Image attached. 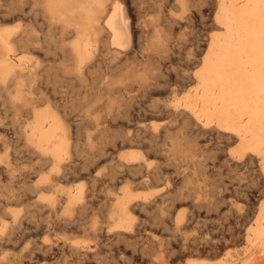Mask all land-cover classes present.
Returning <instances> with one entry per match:
<instances>
[{"label": "rangeland", "instance_id": "374dc122", "mask_svg": "<svg viewBox=\"0 0 264 264\" xmlns=\"http://www.w3.org/2000/svg\"><path fill=\"white\" fill-rule=\"evenodd\" d=\"M138 1H139V3H138ZM140 1L141 0H134V6L137 5L139 7V9H137L138 8L137 6L135 7L137 17H138L137 22H136V27L138 29L137 30L138 31L137 38L139 39V40L136 39V42L138 44V41L139 42L142 41L143 45H145V44L149 45V42L151 40L154 41L155 39L160 38L161 42H163V45L166 46L164 52H161L159 54V56H162V57H158V56L155 57L154 55H151L152 51L150 49H148L149 47L144 46L143 48H141L140 46H137V44L135 43V49L137 52L139 49V53L135 52L136 53L135 55L132 54V56L130 55L128 57V59L127 58L123 59L121 61V63H118V65L117 64L115 65L111 56L108 53L104 52V47H102V45H101L102 43H101L100 44L101 48L98 49V51H99V53H97L98 55L96 54V51L93 52L95 55L93 57L91 64L84 63V65H82L81 71L79 74V78L77 79V81L68 82V81L61 80L55 86H53L51 83L47 82V84L44 88V91L49 96H53L54 92H58V93H61L62 96H66L68 98V100H66V101L64 100V103H58L59 104L58 109L60 108L59 115L61 116L63 121L65 120L64 124L65 125L69 124V126L71 127V128H69V130L71 129L69 132L70 133V147H71L70 148V154L73 156V158L75 156V158L73 160L72 156L68 157L67 155L64 154V152L62 150L55 149L57 154H59L58 158L60 159V164L62 165V167L59 169L60 171L62 170L61 172L58 170V164L57 163H50L48 160H43L44 158L49 157V155H47L44 152L45 151L44 147L39 148L38 151L40 154H34L31 151H25L26 150L25 148L22 149L23 148L22 147L23 142L21 140L15 139V142H14V139H12L14 137V134H13L15 132L14 129L18 128L15 120L23 121L24 119L22 117L18 116L19 114H16L14 112L7 111L4 109L0 110V167L3 166V161H5L6 158L12 159V161H13V177H12L11 182L9 183L8 189L6 188L7 182L4 178V176L2 175V173L0 172V220L1 219H4L5 221L8 220V216H6L5 212L2 210V207L5 205L4 201L7 199V197L5 195V190L10 191V194H9L10 200H13L12 202L9 203L10 204L9 208H11L12 211H14V212H19V216H21L22 215V209H21V206H19L17 201H16L17 196L19 194H21V192L23 193V190H25L24 191L25 195H27V197H31L32 193H33V192H31L32 190H29V189H31L30 188L31 185L34 184V182L38 181L40 178H43L44 176H46L48 174L54 175L56 172L58 173L59 180L55 179L52 183V188L47 189L48 191L51 190V192L46 194L48 191L43 190L40 193H38L39 195H35L33 193V195H35V196H32L31 198L42 199L44 197L45 200L53 201L52 203H55L58 200H62V199L71 201V198H73L74 194L77 196L76 193L78 190H80L82 193V194L80 193V195H79L80 200H78L74 203H76L77 206H79L81 204L80 206L85 207V209L83 208L81 210L82 213H84V215H81L82 214L81 211L78 212L76 217H75V214H73V218L75 217V219H74L72 228H68V227L64 226L65 222H64V220H61V218L59 216H56V218H52V217H55V215L47 212L46 209H44L42 211L41 210L37 211L34 208H31V211H34V213L32 214L34 217L31 215L30 220H29L30 225L32 226V230H33L32 234L29 236V238H25L23 240H18V242H19V243L17 242L18 244L17 243L14 245L8 244L6 247H4L3 252L0 253V259H1L0 264H58V263L59 264H99L98 262H100V261L103 262L100 264H107L108 262L110 264H121L118 260V257H115V255H118V254H121L122 256H125L126 258L130 259V261H129L130 264H153L152 261H154L155 258L160 255V253L154 247L155 245L152 243L150 244V242H148V240L146 241V240L140 239V241H141L140 242L137 239V240H135V242H137L136 244L134 241L118 240L119 242H117L118 243L117 244L116 243L117 240L114 241L111 239L106 240L105 238H101L102 243L99 244V248H96L95 254H94L95 256H93L92 254L89 253V249H92V250L95 249L96 245L94 242L90 241V240H92L90 238V236L81 232L82 227H84V226L88 227L90 225V223L87 225L84 224L85 219L88 222H89V220H93V218H97V217H98V220L101 219L109 211L108 207L111 204L110 200L115 199V198L117 199L118 197H120V195L126 189L129 190V192L133 196L138 197V200L142 199L144 196H147L146 197L147 200L150 201V204L152 206H150L149 210L148 209L142 210L140 208H135L133 213H135L134 214L135 217L138 218L136 221V224H139L140 229H142L144 231V232L143 231L139 232L138 233L139 235L140 234L145 235V238H152L153 240H158V239L161 240V238H162V241L165 244V246H163V248H165L166 251L168 250L167 252H170V255H171V256L169 255L170 258L165 257L164 264H184L183 263L184 261H187L190 259L205 260L208 262L211 261L213 263L214 262L216 263L219 261V258H220L216 253L219 251V249L223 248L224 246L226 247V250H228V253L232 258L231 260L234 261L235 264H242L243 261L245 260V258L248 256V254H249V252H248L249 251V249H248L249 243H248V239L246 238V235H247V233H249L248 235L251 234L248 231V228H249L248 225L249 224H250L249 226L253 225V221L256 218L259 205L264 200V196H263L264 195V192H263L264 191V184H263L264 181H263V178H262L260 172H258L259 168H260L259 164L256 163L257 164L256 165L254 163L251 164L250 162H248V163L245 162L243 165L241 163L236 164V163L232 162L230 166L229 165L226 166V164H230V161H228V159L226 158V154L229 152L230 148L232 147L229 145V142L225 141V140H227L226 138L219 137L215 134H210V135L205 134L197 126H195L194 124L192 125V123H189V121H187L186 119H184L182 121L184 123H182L180 121L181 118L180 119L175 118V120H174V119H171L170 117H164V116L161 117L159 115V112H158L159 107L162 106L164 103L168 102L167 98L170 99L169 102L170 101L175 102L177 100L178 96L180 98L181 95H178V96L171 95L168 92V89H171V88L177 89V88H179L182 85L187 83L186 82L187 81L186 76H188L190 74L191 68H193L195 61L199 57V52L206 47L205 46V45H207L206 43H208L210 40V36H211V32H212V24H213L212 19L214 16V12H213L214 9H213V6L211 4V1L209 2V0L208 1L207 0H199V1L198 0H194V1L191 0L192 2L191 1L188 2L189 0L188 1L187 0H161V1L160 0H151V1L147 0V2H146V0H142L141 2H143L144 4L140 3ZM165 1L167 2V4H165L166 3ZM136 2L138 4H136ZM147 3H149V4L152 3V4L150 5V7H148V6H146V5H149ZM193 3H194V5H193ZM153 4H155V5H153ZM162 4H165V6ZM159 5H161L163 8ZM187 5L190 7H187ZM142 6L144 7V9L140 8ZM151 7H154V9L152 8L153 9L152 10ZM146 8H150V9H146ZM179 9L181 10V12ZM156 11H157V13H156ZM182 11H184V12H182ZM194 11H196V12H194ZM180 13H182V15ZM151 17L153 20L151 19ZM147 18H149V20ZM168 18H170L171 21ZM150 19H151V21H150ZM166 19H167V21H166ZM149 21H150V23H149ZM157 23H158V25H157ZM6 24H7V26H13L14 27V26H16V24H18V22L15 24L14 23H12V24L6 23ZM142 24L145 28H143ZM1 26H0V28H3L6 25L4 23ZM163 26H165V28ZM153 27H155V28H153ZM158 27H160L161 29H158ZM148 28H150V29H148ZM161 33H162V35H158ZM83 34L84 35H81L80 39H78V40L82 41L84 38L88 37L87 33H83ZM156 34H157V37H156ZM161 36H162V38H161ZM72 40L75 41L76 39H72ZM169 44H171V45H169ZM201 47H203V48H201ZM52 49H53V47H52ZM49 50L50 51H48V53H47V58H48V60L51 59V61H52L56 57L55 56L56 50L55 51H54V49L52 51H51V49H49ZM145 54L146 55L148 54L149 56L147 55L148 57H146ZM101 58L103 60H101ZM155 58H156V60H155ZM51 61L49 63H47L48 68H52V67H56L58 65L59 66L61 65V61L56 62V63H53ZM99 62H101L100 63L101 65L99 64ZM142 62H145V63H142ZM95 64H96V66H94ZM146 65H148V66H146ZM150 67H152V69L154 71L152 69H149ZM109 68L111 71L108 70ZM129 68H132L131 70H134V71L129 70ZM114 69H115V71H114ZM144 69H145V71H144ZM172 69H174V71ZM52 71H54V70H52ZM128 71L133 72L134 74L139 73L140 76H138V77H141V75H142V78L150 77L149 82L150 83L152 82V83L146 87L147 89L143 88V89H140L139 91H135L136 90L135 89L132 91V93H130V91H128L129 93L126 92L125 93L126 96H123L124 100L123 99L120 100V98H118L119 94H117V93H115L114 96L108 94V91L105 88H103L104 83L106 81H112L113 79H116L118 74H125V72L128 73ZM175 71H176V74H175ZM155 72H157L158 74ZM164 72H166V73H164ZM144 73H146V75H144ZM159 73H162L163 75H161ZM58 74L61 77L62 76L67 77L66 74H62L61 72H58ZM154 77H156V78L154 79ZM105 79H107V80L105 81ZM158 79H160V81ZM130 81L131 80L128 79L127 82L130 83ZM153 81L155 84L153 83ZM134 85H136V84H134ZM155 85L158 87L155 88L156 87ZM152 88H155V89L152 90ZM164 92L167 94H165ZM115 96H116V99H114L113 101H115V100L116 101L114 104H112L113 103L112 99ZM105 98L107 99V101ZM131 98H132V100H131ZM179 98H178V100H179ZM152 99L154 101L151 102ZM164 99H165V101H164ZM110 100H111L110 104H112L113 106L115 105L114 107L112 105H110L111 108L113 107L112 109L110 108V106H108ZM126 100H127V102H126ZM162 100L164 102H162ZM123 101H124V103H123ZM107 102H108V105H107ZM125 103H127L129 105H127ZM52 104L53 103H50L49 106ZM152 105H154V106H152ZM155 105H156V107H155ZM45 106L46 105H40L39 106L40 108L38 107V109L43 110L45 108ZM41 107H42V109H41ZM124 107H125V109H124ZM121 108H123V109H121ZM149 109H150V111H145V110H149ZM112 110H114V111H112ZM123 110H125L124 111L125 113H123ZM152 110L153 111L155 110V111L153 112ZM120 111L122 112V114L120 113ZM126 111H128V112H126ZM141 111H145V112H141ZM151 111L153 113H155L156 116ZM114 113H116V115ZM141 113H143V114L145 113L144 114L145 117ZM150 113H151V115H150ZM126 114H127V116H126ZM64 116H66V117H64ZM147 118H150V119L147 120ZM177 120H178V122H177ZM158 122H159V124H158ZM162 122H164V123H162ZM154 123H155V125H154ZM165 123H168V124H165ZM176 123H178L179 125ZM180 123H182L183 126ZM187 123H189V124H187ZM167 125H169L170 127ZM185 125H187V127ZM189 125H192L193 128ZM145 126L147 128H150L151 130H157V132L160 131V132H163L167 135H163V133H160L159 137L152 140L154 142L153 143L151 141L152 136L154 137L153 134H150L148 132H146V133L144 132L143 136L145 135L144 136L145 138L141 136L143 131L140 129L142 127H145ZM166 126L169 127V131L164 132L163 131L164 129L162 127H166ZM174 126L175 127L177 126V128H176L177 132H176V129ZM180 126L182 128H180ZM159 127L161 128V130ZM189 127H191V128H189ZM187 128L191 132L193 131L192 134H190L191 132H188ZM195 128H196V130H195ZM98 129H99V132H96ZM185 129L187 131L186 134H185V132H186ZM3 130H5V131H3ZM137 130L139 132L136 133ZM172 130H173V133H172L173 135L170 134L172 132ZM134 131H135V133H134ZM183 132H184V134H183ZM188 133H189V135L186 136ZM195 133H197V135ZM146 134H148V136L150 135L148 137L150 140L149 141L150 143L147 142L148 138H146L147 137ZM177 135H179V136L176 137ZM161 136H163V137H161ZM130 137L134 138V139H131ZM203 137H207V138L209 137L208 140L210 138L212 140L210 139L208 141L207 138H203ZM158 138H159V140H158ZM161 138H163L164 140ZM183 138H184V140H183ZM185 138H186V140H185ZM218 138H220V139H218ZM135 139L137 141H135ZM165 139H167V140H165ZM179 139H181V140H179ZM54 140L53 141L56 144L57 139H54ZM144 140H145V142H143ZM194 140H197V141H194ZM132 141H134V142H132ZM158 141H160L162 143H160ZM204 141H206V142H204ZM126 142H128V143L126 144ZM135 142H136V144H135ZM146 142H147V144H146ZM207 142H209V143H207ZM155 143H157V144L155 145ZM195 143H196V145H194ZM223 143H225V144H223ZM129 144H130V146H129ZM160 144H162V145H160ZM199 144H200V146H198ZM158 145H160V146H158ZM221 145L223 147H221ZM158 147L160 150L158 149ZM160 147H162V148H160ZM195 147H197V148L195 149ZM198 147H200V149ZM208 148L211 150H209ZM225 148H227V149H225ZM91 149H93V151ZM95 150H96V152H95ZM184 150L187 153H185V152L183 153ZM196 150H197V153L195 152ZM198 150H199V152H198ZM202 150H205V151H202ZM22 151H25V152H22ZM222 151L223 152L225 151V152L223 153ZM144 153L147 157L145 155H143ZM159 153H160V155H159ZM190 153H191V155H190ZM203 153L205 154V156H204V158L201 159V157H203L202 155H204ZM27 155L28 156L30 155V156L28 157ZM161 155L163 156V158L162 159L158 158V157H162ZM211 155H213V156H211ZM155 156H157L156 157L157 159L155 158ZM30 157H32V158H30ZM36 157L38 159H36ZM70 157H71V160L69 159ZM152 157H153V159H152ZM200 160L202 163L200 162ZM222 161H224V162H222ZM122 162L126 168L124 166L121 167ZM225 162H227V163L225 164ZM162 163H163V165L161 166ZM199 163H200V165H199ZM117 164H120L121 166H119ZM139 164L143 165L144 168H142L143 166H138ZM80 165L82 166V168ZM254 165H256L257 167ZM174 166H175V168H174ZM244 166H246V167H244ZM47 167H49V168H47ZM65 167H69L68 170H67V168L65 169ZM96 167H98V168L96 169ZM182 167H184V168H182ZM200 167L201 168L203 167V168L200 169ZM236 167L238 170L235 169ZM173 168H174V170H173ZM257 168H258V170H257ZM70 169H72V170H70ZM75 169L76 170H82V171L76 172ZM158 169H159V171H157ZM94 170H95V172H94ZM141 170H144V171H142L143 173L141 172ZM180 170H182L183 172ZM196 170H198V171L200 170V172L197 171L198 173H196ZM178 171H179V173H178ZM73 172H76V173H73ZM88 172L92 173L91 175L93 177H95L94 179H96V182L93 178L89 177L90 174ZM96 172H98V174ZM121 172H124V173H121ZM203 172L204 173L206 172L205 174H207V175H204ZM256 172H257V174H256ZM26 173H27V175H29L31 177L30 178H29V176L27 177ZM69 173H70V175H69ZM93 173H96V174H93ZM103 173H106V174L104 175ZM107 173H108V175H107ZM109 173H111V174H109ZM134 173H135V175H134ZM199 173L200 174L202 173L201 176ZM164 174L167 175V178H166V175L163 177ZM66 175H68V176H66ZM95 175H97L98 178ZM100 175L101 176L104 175L103 177H105V179L108 180L109 182L108 181L106 182V180L103 177L101 178ZM111 175H112V178H111ZM148 175H149V177H148ZM67 177H69V178H67ZM202 177H203V180H202ZM23 178H25V179L28 178L30 180L29 181H28V179H26L27 181L25 179L22 180ZM63 178H64V180L66 178V180L64 181ZM110 179H111V181H110ZM139 179L142 181H140ZM209 179H211V180H209ZM259 179H261V181H263V182L261 183V181H259ZM20 181H22V182H20ZM89 181H91L92 183ZM143 181L145 182V185H140L141 182H143ZM200 181L202 183H198ZM206 181H208V182L210 181V182L207 183ZM93 182H94V184H93ZM95 183H100V184H98V185L96 184L97 185L96 186ZM86 184H88V185H86ZM89 184L92 185V187H93L92 189L90 187L91 185H89ZM101 185H102V187H101ZM167 185H169V186H167ZM143 186H144V188H143ZM24 187H25V189H24ZM82 187H83V189H82ZM215 187H216V189H214ZM60 188H62V189H60ZM197 189L200 190L198 192V194H197V191H198ZM27 190H28V192H27ZM87 190H90V192ZM169 190H171V191H169ZM212 190H213V192L215 190L214 193L217 192L218 194L216 193L217 195H215V196L212 195V193H213ZM102 191H103V193H102ZM91 192H92V194H91ZM166 192H167V194H166ZM70 193H72V194H70ZM89 194H90V196H89ZM143 194H145V195L143 196ZM45 195H46V197H45ZM83 195H85V196L87 195V196L85 197ZM56 197H59L60 199L57 198V200H56L55 199ZM106 197H107V199H106ZM163 197H165V198H163ZM208 197L213 198V199L209 200ZM84 198H86V199H84ZM161 199H162V204H160ZM163 199L165 201H163ZM188 200H190V201H188ZM152 201L156 204L153 205ZM107 202H108V204H107ZM167 202H168V205H166ZM159 205H160V207H158ZM178 205H180V206H178ZM191 205H193V207ZM102 208L103 209L105 208V209L103 210ZM91 210H92V212H91ZM165 210H166V212H165ZM187 210H190L191 212L187 211ZM88 211H90V212H88ZM85 212H86L87 216L85 215ZM146 212H148V213H146ZM37 213L39 215L41 214L42 216H39ZM143 213L147 214V215H144ZM154 213H156V214H154ZM43 214H44V216H43ZM38 217H40V218H38ZM79 218H81V219L79 220ZM253 218H254V220H253ZM173 219H175V221ZM251 219H252V222H251ZM38 220H40V221H38ZM46 220H47V222H46ZM49 222H51L52 224ZM59 222H60V224H59ZM79 223L81 225H79ZM157 223H160V225H158ZM165 223H167V224H165ZM39 224L42 225V227H44V228H42ZM165 225H167V227ZM76 226H77V228H75ZM37 227L41 230L38 231L39 229ZM163 227H166L167 229H169V231H167ZM170 228L172 229L173 232H170L171 231ZM179 228L181 229L180 231H178ZM34 231H37V232H34ZM174 231H176L177 235L175 234ZM170 233L172 235H174L176 238L175 237L173 238ZM146 235H147V237H146ZM244 237H245V239H244ZM172 238H173V240H171ZM38 240H39V242H44V240H47V243H46L48 245V247H46L47 249L42 247V246H41L42 247L41 248L40 245L35 246L34 242L35 241L38 242ZM109 240H111L112 242ZM122 242H123V244H122ZM105 243H107V244H105ZM177 244H179V246ZM104 245H105V247H104ZM70 246H73V247L75 246L74 248H76V249H73ZM129 246H130V248H129ZM131 246H133V247H131ZM147 246L150 248H147ZM37 247H39V248L37 249ZM140 248H142V249H140ZM49 249H51L50 251L53 250L52 253H50ZM169 249H172V252ZM173 249L177 253V255H175V256H174L175 252L173 251ZM246 249H247V251H246ZM255 249L253 247L251 250V252H255V253H253L254 257L261 256L260 253L258 252V248L256 247ZM149 251H151V252H149ZM29 252H31L32 254H30ZM36 252L39 254H35ZM140 252H142V254ZM43 253H44V256L41 255ZM150 253H152L153 255L152 254L150 255ZM257 253H259V254H257ZM28 254H29V256L27 257L26 255H28ZM33 254H34V256H33ZM96 254H98V255H96ZM178 254L180 257L178 256ZM47 255H48V257H47ZM20 256H22V257H20ZM24 256L27 258H24ZM29 257L32 259H30ZM41 257H43V258H41ZM175 257H176V259H175ZM105 258H107V259H105ZM150 259H153V260L151 261ZM215 260H217V261H215ZM166 262H168V263H166Z\"/></svg>", "mask_w": 264, "mask_h": 264}, {"label": "bare ground", "instance_id": "6f19581e", "mask_svg": "<svg viewBox=\"0 0 264 264\" xmlns=\"http://www.w3.org/2000/svg\"><path fill=\"white\" fill-rule=\"evenodd\" d=\"M141 1H140V3H143ZM148 1H151V0H148ZM190 1L191 0H189L188 2H190ZM210 1H211L212 6H213V9H214V11H213L214 16L212 19V21H213L212 32H211L210 40L208 43L205 42L207 44V45H205L206 47L199 52V57L195 61L193 68H191L190 74L188 76H186V79H187L186 82L187 83L182 85L181 87H179L177 89H175V88L168 89V92L171 95H176V96L181 95L180 98L178 96L179 100L176 97L177 100L175 99L176 100L175 102H171V101L169 102L170 99L167 98L169 103L166 102L162 106H160L161 104L159 103L160 107L158 109L159 110L158 112H159V115L161 117H163V116L164 117H170L171 119H174V120H175V118H177V119L181 118L182 119V120L180 119L181 122L184 119H186L187 121H189V123H192V125L194 124L195 126H197L205 134H209V135L215 134L219 137L226 138L228 141L227 140H225V141L229 142V145L232 146L230 148L229 152L227 154L225 153L226 158L228 159V161H230V164H226L227 162H225L226 166H228V165L230 166L232 162H234L236 164L241 163L243 165L245 162H247V163L250 162L251 164L257 163V164H259V167H260L258 172H260V174L263 178V181H264V0H209V2ZM146 2H147V0H146ZM138 3H139V1H138ZM138 3L136 2V4H138ZM147 4H149V3H147ZM151 4H149V5L145 4V5L150 7ZM165 4H167V2ZM165 4H162V5L165 6ZM153 5H155V4H153ZM193 5H194V3H193ZM136 6H134V0H0V26L3 25L4 23L6 25L3 28H0V110L4 109L7 111L14 112L16 114H19L18 116H20L24 119L23 121L15 120L18 128L14 129L15 130V132L13 133L14 137L12 138V139H14V142H15V139L21 140L23 142L22 143V147H23L22 149L25 148L26 149L25 151H31L34 154H40L38 151L39 148L44 147V149H45L44 152L47 155H49V157H46L43 160H48L50 163H57L58 164V170L62 167V165L60 164V159L58 158L59 154H57L55 149L62 150L64 152V154L67 155L68 157L72 156L70 154V148L71 147H70V133H69L71 130V129L69 130V128H71V127L69 126V124H66V125L64 124L65 120L63 121V119L59 115L60 108L58 109V107H59L58 103H64V100L66 101V100H68V98L66 96H62V94L58 93V92H54L53 96H49L44 91V88H45L47 82L51 83L53 86H55L61 80L68 81V82L77 81V79L79 78V74H80L82 65H84V63L91 64L93 57L95 55L93 52L96 51V54L99 53L98 49L101 48L100 47L101 45H102V47H104V52L108 53L111 56L115 65L116 64L118 65V63H121V61L123 59H126V58L128 59V57L130 55L131 56H132V54L135 55L136 54L135 52H137L135 49V43L137 44L136 39H138L137 38V33H138L137 30L138 29L136 27V22H137L138 17H137V13H136V9H135ZM159 6H161V5H159ZM187 7H190V6L187 5ZM140 8L144 9L143 6ZM152 8L154 9V7H151V9ZM137 9H139V7ZM146 9H150V8H146ZM180 12H181V10H180ZM182 12H184V11H182ZM194 12H196V11H194ZM156 13H157V11H156ZM180 14L182 15V13H180ZM147 19L149 20V18H147ZM151 19H152V17H151ZM151 19H150V21H151ZM168 19L170 20V18H168ZM150 21H149V23H150ZM166 21H167V19H166ZM17 22H18V24H16V26H14V27L13 26H7V24H6V23H10V24L14 23L15 24ZM157 25H158V23H157ZM142 26H143V24H142ZM163 27L165 28V26H163ZM143 28H145V27L143 26ZM153 28H155V27H153ZM148 29H150V28H148ZM158 29H161V28L158 27ZM83 33H87L88 37L84 38L82 41L78 40V39H80L81 35H84ZM158 35H162V33L158 34ZM156 37H157V34H156ZM161 38H162V36H161ZM72 39H76V40L73 41ZM169 45H171V44H169ZM137 46H140L141 48H143L144 46L149 47L148 49H150L152 51L151 55H154L155 57H157V56L162 57V56H159V54L161 52H164V50L166 48V46L163 45V42H161L160 38H157L154 41L151 40L149 42V45H146V44L143 45L142 41L141 42L138 41ZM52 47H53L54 51L56 50L55 51L56 57L51 61V59L48 60L47 53H48V51H50L49 49H51V51L53 50ZM201 48H203V47H201ZM137 53H139V49H138ZM147 55L145 54L146 57L149 56V55L148 56ZM101 60H103V59L101 58ZM155 60H156V58H155ZM50 61L53 63L61 61V65L60 66L58 65V66L52 67V68H48L47 63H49ZM100 63L101 62H99V64ZM142 63H145V62H142ZM96 64L94 66H96ZM146 66H148V65H146ZM131 69L132 68H129V70H131ZM149 69H152V67H150ZM52 70H54V71H52ZM108 70L111 71L110 68ZM172 70L174 71V69H172ZM114 71H115V69H114ZM131 71H134V70H131ZM144 71H145V69H144ZM176 71H175V74H176ZM58 72H61L62 74H66L67 77H63V76L61 77L58 74ZM157 72H155V73H157ZM164 73H166V72H164ZM135 74L133 72H129V71H128V73L125 72V74H118V75L116 74L117 75L116 79H113L112 81H106L107 79H105L106 82L104 83L103 88H105L108 91V94L114 96L115 93H117V94H119L118 98H120V100L121 99L124 100L123 96H126L125 95L126 92L129 93L128 91H130V93H132V91L135 89H136L135 91H139L140 89L146 88L148 85H150L152 83V82L151 83L149 82L150 77L142 78V75H141V77H138V76H140L139 73H137L138 75L137 74L135 75ZM159 74L163 75L162 73H159ZM144 75H146V73H144ZM155 78L156 77H154V79ZM128 79L131 80L130 83L127 82ZM158 80L160 81V79H158ZM153 83H154V81H153ZM134 84H136V85H134ZM157 87L158 86H156L155 88H157ZM155 88H152V90ZM165 94H167V93H165ZM114 99H116V96L112 99V101ZM131 100H132V98H131ZM106 101H107V99H106ZM115 101H113L112 104H114ZM152 101H154V100L152 99L151 102ZM164 101H165V99H164ZM164 101L162 100V102H164ZM126 102H127V100H126ZM50 103H53L52 104L53 106L52 105L49 106ZM110 103H111V100L109 101V105L107 102V105L108 106L112 105ZM123 103H124V101H123ZM125 104H127V103H125ZM40 105H46V106L43 110H39L38 107ZM127 105H129V104H127ZM152 106H154V105H152ZM155 107H156V105H155ZM110 108H111V106H110ZM41 109H42V107H41ZM121 109H123V108H121ZM124 109H125V107H124ZM112 111H114V110H112ZM124 111L125 110H123V113H125ZM145 111H150V109L145 110ZM145 111H141V112H145ZM126 112H128V111H126ZM116 113H114V114L116 115ZM120 113L122 114L121 111H120ZM141 114H143V113H141ZM153 114H155V113H153ZM150 115H151V113H150ZM126 116H127V114H126ZM155 116H156V114H155ZM64 117H66V116H64ZM144 117H145V115H144ZM148 119H150V118H147V120ZM177 122H178V120H177ZM162 123H164V122H162ZM182 123H184V122H182ZM182 123H180V124L182 125ZM189 123H187V124H189ZM158 124H159V122H158ZM165 124H168V123H165ZM176 124H178V123H176ZM154 125H155V123H154ZM192 125H189V126H191L193 128ZM167 126H169V125H167ZM167 126L162 127L164 129V130L162 129L164 132L169 131L170 126L169 127H167ZM177 126L176 127L174 126L175 129L177 128ZM185 126L187 127V125H185ZM191 127H189V128H191ZM180 128H182V127L180 126ZM138 130L136 131V133L139 132L140 130L143 131V133L141 134L142 137L145 136V135L143 136L144 132L145 133L148 132L150 134H153L154 137L152 136L151 141L153 139L159 137L160 133H163L160 131L157 132V130H151L150 128H147L146 126L142 127L139 131ZM160 130H161V128H160ZM187 130H188V132H191L188 128H187ZM195 130H196V128H195ZM3 131H5V130H3ZM185 131H186V129H185ZM96 132H99V129ZM176 132H177V129H176ZM184 132H183V134H184ZM192 132L190 134H192ZM134 133H135V131H134ZM172 133H173V130L170 134H172ZM186 133H187V131L185 132V134ZM195 134L197 135V133H195ZM146 135H147L146 138H148L150 136V135L148 136V134H146ZM163 135H167V134L163 133ZM188 135H189V133L186 136H188ZM178 136L179 135H177L176 137H178ZM161 137H163V136H161ZM203 138H207V137H203ZM208 138H207V140H208ZM54 139H57L56 144L54 142L55 141ZM131 139H134V138H131ZM161 139H163V138H161ZM218 139H220V138H218ZM158 140H159V138H158ZM165 140H167V139H165ZM179 140H181V139H179ZM183 140H184V138H183ZM185 140H186V138H185ZM135 141H137V140L135 139ZM149 141L150 140L148 138L147 142H149ZM194 141H197V140H194ZM132 142H134V141H132ZM143 142H145V140ZM147 142H146V144H147ZM158 142H160V141H158ZM204 142H206V141H204ZM127 143L128 142H126V144ZM157 143H155V145ZM160 143H162V142H160ZM196 143L194 145H196ZM207 143H209V142H207ZM225 143H223V144H225ZM135 144H136V142H135ZM160 145H162V144H160ZM160 145H158V146H160ZM129 146H130V144H129ZM198 146H200V144ZM221 147H223V146L221 145ZM160 148H162V147H160ZM196 148L197 147H195V149ZM198 148L200 149V147H198ZM227 148H225V149H227ZM158 149H159V147H158ZM91 150L93 151V149H91ZM209 150H211V149H209ZM25 151H22V152H25ZM202 151H205V150H202ZM95 152H96V150H95ZM184 152H185V150L183 151V153ZM195 152L197 153V150ZM198 152H199V150H198ZM185 153H187V152H185ZM143 155H145V153ZM159 155H160V153H159ZM190 155H191V153H190ZM157 156H155V158ZM202 156L203 157H201V159L204 158L205 154ZM211 156H213V155H211ZM37 157H36V159H38ZM30 158H32V157H30ZM72 158H73V156H72ZM74 158H75V156H74ZM74 158H73V160H74ZM158 158L162 159L163 156L158 157ZM69 159L71 160V157ZM152 159H153V157H152ZM200 162H201V160H200ZM222 162H224V161H222ZM117 165L121 166L120 164H117ZM162 165H163V163L161 164V166ZM199 165H200V163H199ZM256 165H254V166H256ZM123 166L124 165L122 162L121 167H123ZM138 166H143V165L139 164ZM175 166H174V168H175ZM237 167L235 168L236 170H238ZM244 167H246V166H244ZM47 168H49V167H47ZM66 168L68 170L69 167H65V169ZM81 168H82V166H81ZM97 168L98 167H96V169ZM142 168H144V166ZM174 168H173V170H174ZM182 168H184V167H182ZM202 168L200 167V169H202ZM70 170H72V169H70ZM257 170H258V168H257ZM78 171H82V170H76V172H78ZM142 171H144V170H141V172ZM157 171H159V169ZM180 171H182V170H180ZM197 171L198 170H196V173L200 172V170L198 172ZM0 172L2 173V175L4 176V178L7 182L6 188L8 189L9 183L11 182L12 177H13V161H12V159L6 158V160L3 161V166L0 167ZM76 172H73V173H76ZM94 172H95V170H94ZM96 173L98 174V172H96ZM96 173H93V174H96ZM121 173H124V172H121ZM178 173H179V171H178ZM205 173H204V175H207ZM89 174H90L89 177H91L93 179L95 178L91 175L92 173H89ZM103 174L105 175L106 173H103ZM109 174H111V173H109ZM201 174H200V176H201ZM256 174H257V172H256ZM26 175H27V173H26ZM69 175H70V173H69ZM107 175H108V173H107ZM134 175H135V173H134ZM149 175H148V177H149ZM165 175L166 174H164L163 177ZM28 176L29 175H27V177ZM66 176H68V175H66ZM95 176L97 177V175H95ZM103 176H101V178ZM30 177L31 176H29V178ZM67 178H69V177H67ZM103 178L105 179V177H103ZM111 178H112V175H111ZM166 178H167V175H166ZM24 179L25 178H23L22 180H24ZM26 179H28V178H26ZM55 179L59 180V176H58L57 172L54 175L48 174V175L44 176L43 178H40L38 181L34 182V184H32L30 187L31 189H29V190H32L31 192H33L35 195H39L38 193H40L41 191L47 190L49 188L51 189L52 183ZM261 179H259V181H261ZM29 180L30 179H28V181ZM63 180H64V178H63ZM65 180H66V178H65ZM94 180L96 182V179H94ZM202 180H203V177H202ZM209 180H211V179H209ZM107 181L108 180H106V182ZM110 181H111V179H110ZM140 181H142V180H140ZM201 181L198 183L203 182V181L202 182ZM263 181H261V183ZM20 182H22V181H20ZM89 182H91V181H89ZM206 182L209 183L210 181L209 182L206 181ZM93 184H94V182H93ZM96 184L98 185L100 183H95V185ZM86 185H88V184H86ZM89 185H91V184H89ZM140 185H145V182L144 181L141 182ZM167 186H169V185H167ZM90 187H91V189L93 188L92 185ZM101 187H102V185H101ZM143 188H144V186H143ZM24 189H25V187H24ZM60 189H62V188H60ZM82 189H83V187H82ZM214 189H216V187ZM24 191L25 190H23V193L20 191L21 194H19L17 196V199H16L18 205L21 206V209H22V215L19 216V212H14V211H12L11 208H9V205H10L9 203L12 202L13 200H10V196H9L10 191L5 190V195H6L7 199L4 201L5 205L2 207V210L5 212L6 216H8V220H6V221L4 219L0 220V253L3 252L4 247H6L8 244L14 245L18 242V240H23L25 238H29V236L32 234L33 230H32V226L30 225L29 220H30L31 215L34 213V211H31V208H34L37 211H40V210L42 211V210L46 209L47 212L55 215V217H52V218H56V216H59L61 218V220H64V222H65L64 226H66L68 228L73 227L72 225H73L74 219L77 216L78 212L81 211L83 208L85 209V207L80 206L81 204L79 206H77L76 203H74V202L80 200L79 199V195L81 193L80 190L77 191V193H76L77 196L73 193L74 196H73V198H71V201L62 199V200H58L55 203H52L53 201L45 200L44 197H43L44 199L43 198L42 199L31 198L32 196H35V195H33V193H32L31 197H27V195H25ZM87 191L90 192V190H87ZM169 191H171V190H169ZM199 191L200 190L197 191V194ZM27 192H28V190H27ZM49 192H51V190L48 191L46 194H48ZM92 192H91V194H92ZM167 192H166V194H167ZM212 192H213V190H212ZM214 192H215V190H214ZM102 193H103V191H102ZM213 193H212V195H214V196L218 194L217 192H216L217 194L216 193L213 194ZM70 194H72V193H70ZM145 194H143V196ZM83 196H85V195H83ZM89 196H90V194H89ZM45 197H46V195H45ZM146 197L147 196H144L143 198L141 197L142 199L138 200V197L133 196L129 192V190L126 189L123 191V193L120 195V197H118L117 199L115 198V199L110 200L111 204L109 207L107 206L109 208V211L104 216L102 215L103 217L101 219L98 220V217H97V218H93V220H89V222L86 221V219H85L84 224L87 225L90 223V225L88 227H85V226L82 227L81 232L90 236V238L92 239L90 241L94 242L96 245L95 249H93V250L89 249V253L92 254L93 256H95L94 254H95L96 248H99V244L102 243L101 238H105L106 240H108V239H111L114 241L117 240L116 243L119 242L118 240L134 241V242L137 239L139 241H140V239L146 240V241L148 240V242H150V244L152 243L155 245L154 247L160 253V255L158 257H156L154 261H152L153 259H150V260L153 262V264H164L165 257L170 258L169 257L170 252H167L168 250L166 251V249L163 248V246H165V244L162 241V238H161V240H159V239L153 240L152 238H145V235H141V234L139 235L138 234L139 232H141L143 230L140 229L139 224H136V221L138 218L135 217V215H134L135 213H133V212H134L135 208H140L142 210H147V209L149 210L150 206H152V205L150 204V201H148ZM57 198H59V197H56L55 199L57 200ZM163 198H165V197H163ZM84 199H86V198H84ZM106 199H107V197H106ZM210 199H213V198H209V200ZM163 201H165V200L163 199ZM188 201H190V200H188ZM107 204H108V202H107ZM154 204H156V203L153 202V205ZM160 204H162V199H161ZM166 205H168V202ZM178 206H180V205H178ZM191 206L193 207V205H191ZM158 207H160V205ZM187 211H190V210H187ZM86 212H85V215H86ZM88 212H90V211H88ZM91 212H92V210H91ZM165 212H166V210H165ZM81 213H82V211H81ZM146 213H148V212H146ZM73 214H75L74 218H73ZM154 214H156V213H154ZM81 215H84V213H82ZM144 215H147V214H144ZM39 216H42V215L40 214ZM43 216H44V214H43ZM38 218H40V217H38ZM80 219L81 218H79V220ZM173 220L175 221V219H173ZM253 220H254V218H253ZM38 221H40V220H38ZM46 222H47V220H46ZM251 222H252V219H251ZM49 223H51V222H49ZM59 224H60V222H59ZM157 224L160 225V223H157ZM165 224H167V223H165ZM79 225H81V224L79 223ZM249 225H248V227H249L248 231L251 233L250 234L251 236L248 235L249 233H247V235H246V238L248 239V243H249V248H248L249 254L245 258V260L243 261L242 264H264V200L259 205L256 218L253 221V225L252 226H249ZM40 226L42 227V225H40ZM165 226L167 227V225H165ZM166 227H163V228L166 229L167 231H169V229H167ZM42 228H44V227H42ZM75 228H77V226ZM180 228L178 231L181 230ZM40 230L41 229H39L38 231H40ZM34 232H37V231H34ZM170 232H173L172 229ZM174 232L176 234V231H174ZM171 236L173 238L175 237L172 234H171ZM146 237H147V235H146ZM173 238L171 240H173ZM244 239H245V237H244ZM111 240H109V241H111ZM46 243H47V240H44V242H39V240H38V242L37 241L34 242V245L35 246L40 245V247L42 246V247L46 248V247H48V245ZM136 243L137 242H135V244ZM105 244H107V243H105ZM122 244H123V242H122ZM177 245L179 246V244H177ZM70 247L73 249H76V248H74L75 246L74 247L70 246ZM104 247H105V245H104ZM131 247H133V246H131ZM253 247H254V249L256 247L258 248V252L260 253L261 256L254 257L253 253H255V252H251ZM38 248L39 247H37V249ZM129 248H130V246H129ZM147 248H150V247L147 246ZM51 249H49V251ZM140 249H142V248H140ZM169 250H171V252H172V249H169ZM52 251H50V253H52ZM173 251H174V249H173ZM246 251H247V249H246ZM149 252H151V251H149ZM174 252H175L174 256L177 255L176 251H174ZM29 253L32 254L31 252H29ZM140 253L142 254V252H140ZM259 253H257V254H259ZM35 254H39V253L36 252ZM151 254L152 253H150V255ZM216 254L220 257L219 261L216 263L215 262L213 263L211 261L208 262L205 260H197V259L196 260L190 259V260L184 261L183 263L184 264H235V262L231 260L232 258L229 255L228 250H226L225 246L223 248L219 249V251ZM41 255L44 256V253ZM96 255H98V254H96ZM26 256L28 257L29 254ZM33 256H34V254H33ZM178 256H179V254H178ZM20 257H22V256H20ZM27 257L24 256V258H27ZM47 257H48V255H47ZM115 257H118V260L121 264H130V262H129L130 259L126 258L125 256H122L121 254L115 255ZM41 258H43V257H41ZM30 259H32V258H30ZM105 259H107V258H105ZM175 259H176V257H175ZM215 261H217V260H215ZM168 262H166V263H168ZM98 263L100 264L103 262L100 261Z\"/></svg>", "mask_w": 264, "mask_h": 264}]
</instances>
